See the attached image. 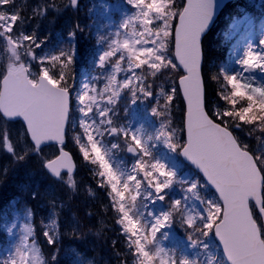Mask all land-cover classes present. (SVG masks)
<instances>
[{
  "label": "snow or ice",
  "instance_id": "1",
  "mask_svg": "<svg viewBox=\"0 0 264 264\" xmlns=\"http://www.w3.org/2000/svg\"><path fill=\"white\" fill-rule=\"evenodd\" d=\"M77 3L78 0H69L72 7ZM125 3L134 10L118 25L125 31H117L115 38L102 36L98 40L97 66L105 71L111 69L104 87L98 90L85 84L76 96L75 111L80 114L82 132L74 139L83 159L98 166L99 187L110 189L107 194L118 213L116 223L126 237L134 264H264V224L254 213L258 208L264 217V84L254 87L252 77L244 75L257 70L264 73V51H256L249 43L235 61L239 70L221 67L211 76L219 85L218 95L229 107L210 111L201 75V36L213 22L218 0H186L179 6L176 0ZM14 4L15 0H0V52L6 61L0 72V119L21 118L31 138L28 151L39 154L47 141L64 143L73 111L69 80L75 32L68 33L67 48L37 56L34 49L41 44L34 34L18 27V22L23 23L19 12L7 10L6 6ZM38 11L46 13L47 6ZM173 43L174 53L170 51ZM259 45H264V37ZM179 67L186 73L179 80L187 102L182 129L186 140L177 136L171 119L177 89L161 88L156 94L152 91L156 79ZM120 72L131 75L118 80ZM149 77L152 82L146 83ZM125 90L133 105L154 99L150 115L156 121L138 127L117 124L113 117ZM236 130L247 131L249 137L255 134L256 147L242 143ZM105 136L123 140L127 153L135 158L130 169L114 161L111 150L121 145L111 143L109 148ZM2 144L17 160L28 155V151H15L7 132L2 134ZM161 146L194 165L206 184L182 177L169 163V156L161 152ZM65 158L70 159L61 148V157L43 166L74 189L71 168L67 179L61 175L65 167L61 161ZM176 185L181 186L179 198L172 195ZM208 185L219 194L218 200L203 194ZM158 203L159 208L145 214L149 204ZM26 215L31 217V210ZM174 223L184 228L187 247L195 250V258L177 255L161 246L160 241L169 238ZM45 228L47 244L56 245L59 223L55 211ZM212 235L219 239L226 259L210 253L208 240ZM2 264H48L31 224H25L19 243Z\"/></svg>",
  "mask_w": 264,
  "mask_h": 264
},
{
  "label": "trees",
  "instance_id": "2",
  "mask_svg": "<svg viewBox=\"0 0 264 264\" xmlns=\"http://www.w3.org/2000/svg\"><path fill=\"white\" fill-rule=\"evenodd\" d=\"M254 1L235 0L225 9L217 26L223 25L226 31L232 18L240 16L242 12H253ZM176 2L178 6L182 4V0H176ZM19 14L23 21L27 20L31 25L36 23L37 34L35 35L37 42L41 44V47L35 51L37 56L67 48L68 33L75 32V38L72 41L75 56L71 66V79L69 80V86L72 85L74 79L78 78L80 67L84 64L85 57L83 58V56H89L91 51L94 53V37L98 36L101 24L96 1L82 0L78 11L72 14L71 22L49 20L37 24L39 20L36 21L33 15L28 17L26 9H21ZM75 23L79 27L78 32H76ZM223 44V39L216 34L215 30L209 33L203 41L202 72L206 94L208 97H212L220 108L229 107V105L218 95L219 85L211 80V76L222 67L224 60ZM175 74L179 76L180 73L175 70ZM149 82L152 80L147 81V83ZM161 88L169 91L167 81H160L159 77L153 82L152 91L156 94ZM129 100L131 101L130 94ZM241 103L246 104V101H241ZM154 104L155 100L151 98L142 102L138 101L135 104L136 107L143 109L141 118L145 125L156 121V118L150 115V108ZM117 107L122 108L121 100ZM182 114L183 106L176 92L171 117L177 123V128L179 127L178 134H181ZM71 123L67 131V145L71 148L78 166L73 177L74 189L63 183H55L47 191L41 188L42 181H51L43 174L40 160L37 162V159L33 158L35 156H31L32 152L28 151L30 146L20 125H12L17 127L20 133L18 143L14 138L12 143L18 154L24 153L18 151L19 147L20 150L28 151L24 160H17L13 155L3 153V144L0 142V166L5 165L8 168L7 177L0 183V226L3 227L10 220L11 211L17 209L26 213L27 210H31V217L25 215L28 223L35 229L37 245L48 264H87L82 261L83 257L92 258L91 264H100L103 261L108 264H124L125 261L126 264H134V258L129 254L126 237L122 235L120 225L116 223L118 213L111 206V199L107 194L110 189L99 187L101 177L97 175L98 166L83 159L79 145L74 139L82 131L78 126L70 128ZM244 127L249 128L251 126ZM10 136L14 137L12 133L8 137ZM242 136V143H249L252 148L256 147L255 134L252 137L249 135L247 137ZM183 169V167L178 168L180 174ZM178 186L176 185L175 189ZM53 211L56 212L59 223V237L54 246L47 244V239L43 235V232L47 230L45 225ZM3 232L0 231V233ZM7 247V241L0 235V261L3 259ZM53 256L56 257L54 261L52 260Z\"/></svg>",
  "mask_w": 264,
  "mask_h": 264
},
{
  "label": "rangeland",
  "instance_id": "3",
  "mask_svg": "<svg viewBox=\"0 0 264 264\" xmlns=\"http://www.w3.org/2000/svg\"><path fill=\"white\" fill-rule=\"evenodd\" d=\"M95 1L99 5H101L98 11H100L104 17V22L100 26V33L98 36H96L95 57H94L93 63H91L93 68H98L97 57L100 53V48L98 46L99 38L102 36L115 38L114 34L117 31H120L123 33L125 30L118 28V25L121 23L122 19L125 17L126 14H130V11H134V10H130V7L125 3V0H95ZM66 4L67 3L65 0H15L14 5H9L6 7L9 12L18 11L19 13L21 9H26L29 15H33L37 17V19L40 20L39 22H41V21H44L41 19L47 17L48 15H49L48 18H53L52 20L55 19V16H60V17L69 16V13L66 8ZM45 6H47V11L46 13L41 14L38 11V9L43 8ZM256 8L258 9V12L262 10L260 13H263L264 12V0H257ZM253 22L254 21H252L249 16H244L241 19L234 20L232 24H229L230 27L227 30L223 38V42L226 47V59L223 64V67L228 68L229 71L239 70V65L236 64L235 61H237L243 55V52L246 50L247 44L251 43L256 51H264V45H259V40L262 37H264V16H262V18H258L257 23L255 25L252 24ZM173 24H174V21H173ZM18 27L22 28L24 32L29 34V33H32V31L36 28V25H31L30 23L27 22V20H24L22 24L18 22ZM29 29H32V30H29ZM223 32H224V29L219 28L217 29L216 34L222 36ZM202 49H203V45H202ZM5 63H6L5 54L0 52V72L3 71V66ZM110 71H111L110 68L106 71L100 69V73L98 74V76L93 75L92 77H89V78L86 77L84 74L81 76L79 80V84L77 85L74 93L72 94V97H73L72 114L73 116H76V118H78V121H79L80 114L75 111L76 96L83 90V86L85 84H89L90 86H95L98 90L102 89L104 87V84L106 83L105 77L110 73ZM137 72H139V70H137ZM244 75L252 77L254 87L260 84H264V73H261L259 70H257L254 73H250V74L245 73ZM125 76H126V72H120L117 75V79L122 80ZM97 77H99V79H96ZM175 77H176L175 70H172V71H169L167 74L161 75L160 81H167V86L170 87L169 90H171V87L175 83L174 81ZM149 80H152V78L149 77L147 81ZM124 93H122L121 98L125 97V95H123ZM207 103H208V107L210 111H213L217 108V105L212 98L208 97ZM129 107H130L129 109L131 112L127 114V116L125 117V120H124V111L127 109V107L126 109L122 111V117L120 118V123L116 122L115 117H113L114 121L117 124L125 125L126 121L128 120V123H126V125H131L133 127L140 126L138 125L139 122H136L135 119L131 118V115L133 116V118L135 117V113L133 111L134 106L131 102L129 103ZM172 122L174 125L173 127L176 128L178 132L177 123H175V121L173 120ZM75 124L79 127V123H75ZM7 130L11 131V133L15 135L14 139L18 142L20 138V133L18 132V129L13 128V127L9 128V126H7L6 123H3L1 121H0V134H1L0 142H2V134L4 132H7ZM244 132H246V133H243L244 135L246 134L248 135L247 131H244ZM104 140H105L106 145L109 148L111 146V143H120L121 147L119 149L111 150L113 159L115 162L120 163L122 168L130 169L132 164L131 165L125 164L126 161H125L124 151L126 147L124 145L123 140L118 139L117 137H108V136H105ZM2 149H3V153H6L7 155H11L10 153L6 151L3 145H2ZM21 151L25 152L24 150H21ZM161 152L166 153L169 156L170 164H173L175 159L178 157L177 154L168 153L167 149L163 148V146H161ZM5 174H6V169L4 168L0 172V177L1 178L4 177ZM1 178H0V183L1 181H3ZM186 178L192 179L194 177L192 176V174L188 173ZM63 184L65 183L63 182ZM174 192L175 194L172 193L173 196L177 198L178 196H181L182 195L181 186L179 185L177 189H175ZM203 194L207 195L210 198H214L213 194L208 189H206V191ZM160 206L161 205L159 203L155 206L149 204L148 208L145 209V214L147 213V211H150L154 208H159ZM255 216L258 222L260 223L259 217L256 215V213H255ZM26 219L27 218L25 214L16 211L14 212L11 222H9L7 226L5 227V231L7 233L8 239L10 240L9 242L10 245L7 248V251L5 252V256L0 261V264H2V261L7 259L8 256L13 253L15 246L19 243V238L22 235L23 228L26 223L28 224ZM208 242L210 245V249H209L210 253L215 255L217 258L222 259L219 253V250L214 243L212 236H210ZM160 243H161V246L164 247L165 249H171V250L176 251L177 255L187 254L190 256V258H195L194 256L195 250L187 247L188 245L187 237H186L184 228L181 227L179 223L173 224V227L169 230V238L167 240H161ZM200 259L201 260L204 259L203 255H201ZM82 261L84 263L89 264V262L92 261V258L83 257ZM100 264H108V263L106 261H103Z\"/></svg>",
  "mask_w": 264,
  "mask_h": 264
},
{
  "label": "water",
  "instance_id": "4",
  "mask_svg": "<svg viewBox=\"0 0 264 264\" xmlns=\"http://www.w3.org/2000/svg\"><path fill=\"white\" fill-rule=\"evenodd\" d=\"M228 1H229V0H218V7H217V9H216V13H215V16H214L213 22H214V20L216 19L217 15H218V13L220 12V10L222 9V7L224 6V4H225L226 2H228ZM184 3H186V0H184ZM71 8H72V9H75L76 6H75V7H72V6H71ZM213 22L211 23V25H210V27L208 28V30L211 28ZM208 30H207V31L201 36V39H202V37L208 32ZM173 53H174V43H173ZM174 59H175V58H174ZM176 63L178 64L179 62L176 61ZM179 68L182 70L183 74H186V73H184V70H183L182 67H179ZM179 80H180V78H179L178 81H177V85H178V89H179V92H180V95H181V97H182V101H183V104H184V120H183V125H184V121H185V118H186V112H187V102L184 100L183 92H182V90L180 89ZM5 121H7V120H5ZM13 121H20V122L23 124V126L25 127V130H26V125H25V123L23 122V120H22L21 118H16L15 120H11V121H8V122H13ZM184 137H185V140H186V131H184ZM28 138H29V140H30V142H31V138H30V136H28ZM51 144H55V145H57L58 148H59L60 146H62V145L59 144L57 141H55V140H51V141H47V142H45L44 144H42L41 147L46 146V145H51ZM63 144H64V143H63ZM128 154H129V153H128ZM129 155H131V154H129ZM60 157H61V152H59V155H58L57 158H55L54 160H57V159L60 158ZM68 157H70L69 154H68ZM181 158L183 159V161H184L185 163H187V164H189L191 167H193V169H195V170H196V171L202 176V178H203V174L200 173V172L195 168L194 165H192L189 161H187L183 156H181ZM52 161H53V160H52ZM61 162L65 165V167H63V168L61 169V173H62V172H67V173H68V168H69V167L71 168V173L74 172V166H73V164H72L71 157H70V159L65 158V159H63ZM45 170L47 171V173H48L51 177H53L54 179H57V178H55L54 176H52V175L50 174V172H49L46 168H45ZM203 179H204V178H203ZM204 181L206 182L205 179H204ZM208 186H209L212 190L215 191V189H214L211 185H208ZM215 193H216V191H215ZM216 195L219 197V194H218V193H216ZM257 211H258V213H259V209H258V208H257ZM262 219H263V223H264V217H262ZM215 240H216V242L218 243V246H219V248H220V250H221V252H222V255H223V246L220 244L218 238L215 237ZM223 256H224V255H223ZM224 258H225V257H224ZM225 259H226V258H225Z\"/></svg>",
  "mask_w": 264,
  "mask_h": 264
}]
</instances>
